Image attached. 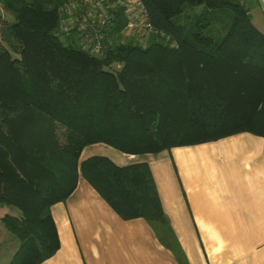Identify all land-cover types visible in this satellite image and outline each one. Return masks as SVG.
Masks as SVG:
<instances>
[{"label": "trees", "instance_id": "obj_1", "mask_svg": "<svg viewBox=\"0 0 264 264\" xmlns=\"http://www.w3.org/2000/svg\"><path fill=\"white\" fill-rule=\"evenodd\" d=\"M83 2L0 0L8 16L0 14V208L18 243L8 264L57 253L51 207L80 176L123 220L147 221L187 264L148 164L81 162V153L103 144L158 155L240 133L264 138V34L243 0H142L152 31L140 38L122 34L119 4L98 34L61 32L69 7ZM87 35L100 41L99 55Z\"/></svg>", "mask_w": 264, "mask_h": 264}, {"label": "crops", "instance_id": "obj_2", "mask_svg": "<svg viewBox=\"0 0 264 264\" xmlns=\"http://www.w3.org/2000/svg\"><path fill=\"white\" fill-rule=\"evenodd\" d=\"M243 1L264 34V0ZM95 156L119 167L148 164L187 264H264L263 137L240 133L144 156L95 144L80 161ZM9 212L1 207L0 218ZM51 215L60 248L42 264H179L147 221L123 220L81 176ZM0 226V264H8L18 243Z\"/></svg>", "mask_w": 264, "mask_h": 264}, {"label": "built area", "instance_id": "obj_3", "mask_svg": "<svg viewBox=\"0 0 264 264\" xmlns=\"http://www.w3.org/2000/svg\"><path fill=\"white\" fill-rule=\"evenodd\" d=\"M118 4L125 8L127 23L122 30V34L125 37H133L137 32L141 36H146L152 31V26L142 0H111L110 5L108 4L106 6V13L101 15L98 21L88 25L87 29L91 28L98 34L100 30L109 25L113 20V16L108 14L107 8H114ZM86 32L85 30L84 33ZM85 42L87 43L86 46L90 48L91 53L99 55L102 52V46L99 40L93 43L90 35H87Z\"/></svg>", "mask_w": 264, "mask_h": 264}, {"label": "rangeland", "instance_id": "obj_4", "mask_svg": "<svg viewBox=\"0 0 264 264\" xmlns=\"http://www.w3.org/2000/svg\"><path fill=\"white\" fill-rule=\"evenodd\" d=\"M111 0H84L83 5L80 3H75L71 5L69 16L70 19L66 21L62 27L61 32H70L71 28L76 26V33L79 34V36L82 37V32L86 30L87 32H90V28L87 29L88 25L92 24L93 22H96L100 19L101 15L106 13V5H110ZM84 11V12H83ZM76 13V15H74ZM0 14L3 15L2 18L7 19L8 16L4 14L3 10L0 9ZM74 15V16H73ZM264 18V15H261ZM264 31V29H263ZM70 35V33H68ZM135 37L140 38V33H136L133 35ZM62 40H65V36L62 37ZM84 45V42H82ZM1 222V218H0ZM0 232H3L2 227L0 226ZM11 249V247H10ZM2 261H5L3 258H1L0 255V263Z\"/></svg>", "mask_w": 264, "mask_h": 264}]
</instances>
